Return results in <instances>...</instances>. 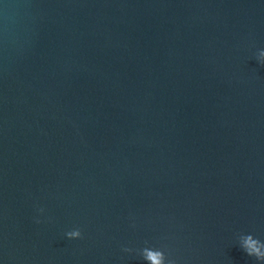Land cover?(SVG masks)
I'll return each instance as SVG.
<instances>
[{
	"label": "water",
	"instance_id": "water-1",
	"mask_svg": "<svg viewBox=\"0 0 264 264\" xmlns=\"http://www.w3.org/2000/svg\"><path fill=\"white\" fill-rule=\"evenodd\" d=\"M261 53L264 0H0V264H264Z\"/></svg>",
	"mask_w": 264,
	"mask_h": 264
},
{
	"label": "clouds",
	"instance_id": "clouds-1",
	"mask_svg": "<svg viewBox=\"0 0 264 264\" xmlns=\"http://www.w3.org/2000/svg\"><path fill=\"white\" fill-rule=\"evenodd\" d=\"M264 56V53H261ZM81 232L79 229L72 230L66 233V237L68 239H77L80 238ZM243 243L240 247L243 251L250 257H255V259L259 262L264 261V251H261V248H264V243H261L257 239H254L252 235H243L242 236ZM124 251H130V249H124ZM146 252L144 256L145 259L151 261V264H163L164 254L161 251H148L147 249L143 250ZM168 264H172L171 261Z\"/></svg>",
	"mask_w": 264,
	"mask_h": 264
}]
</instances>
